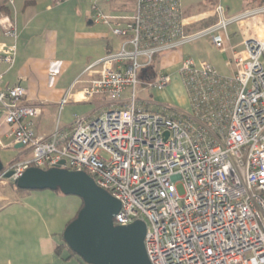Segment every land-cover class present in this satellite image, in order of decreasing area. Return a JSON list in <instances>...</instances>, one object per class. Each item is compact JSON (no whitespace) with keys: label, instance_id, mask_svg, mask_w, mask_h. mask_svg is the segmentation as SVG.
<instances>
[{"label":"built area","instance_id":"built-area-1","mask_svg":"<svg viewBox=\"0 0 264 264\" xmlns=\"http://www.w3.org/2000/svg\"><path fill=\"white\" fill-rule=\"evenodd\" d=\"M89 1L95 20L114 22L112 34L121 39L117 51L85 70L97 77L82 100L99 97L104 108L75 116L69 132L56 127L44 138L23 123L38 117L40 106L21 104L26 91L20 85L0 86L2 121L12 138L6 149L21 145L24 154L3 166L0 181L14 184L31 167L84 171L120 202L114 225L145 222L150 264H264V36L243 40L231 77L183 58L178 76L188 111L149 112L136 99L139 83L157 91L170 83L166 74L142 78L155 56L202 38L223 50L228 27L264 17V6L228 17L218 4L214 25L189 32L181 0H132L130 16L106 15L97 0ZM0 29L12 41L0 45V65L9 70L16 56L14 17L1 15ZM69 98L66 93L60 107Z\"/></svg>","mask_w":264,"mask_h":264},{"label":"crops","instance_id":"crops-1","mask_svg":"<svg viewBox=\"0 0 264 264\" xmlns=\"http://www.w3.org/2000/svg\"><path fill=\"white\" fill-rule=\"evenodd\" d=\"M256 2L257 0H240L237 4L234 0L229 6L223 7L226 15L232 17L257 9ZM91 3L89 0H67L60 5H55L53 0H20L13 11L9 7L7 13H0V16L14 17L17 31L14 64L9 70L5 65H0V73H4L0 86L20 85L26 91L21 104L40 106V115L34 119H26L23 123L29 124L38 135L44 138H48L56 127L61 133L69 132L73 120L70 116L81 115L78 112L69 115V110L76 109L73 105L93 104L96 108L98 107V112L100 108H104L103 100L99 97L82 100L81 92L89 85L91 79L97 77L96 70L91 72H85V70L107 53L117 51L120 48L121 39L112 34L114 22L105 25L95 20L90 10ZM221 3L223 4L224 1L216 0L214 7ZM96 5L101 12L109 16H130L133 10L132 0H97ZM181 7L184 19H186V9H190L191 15L197 10L201 12L205 10L203 6H192L190 0H181ZM205 13L199 18H194L190 23L184 20L186 30L191 32V29L196 27L204 29L214 25L216 22L205 25L214 18V10ZM263 25L264 17L231 24L227 29L229 39L224 49H216L208 39L205 44L211 46L209 59L197 62L210 64L220 75L231 77L235 73L234 52L243 49V40L252 33L264 36ZM11 42V39L5 37L0 29V45L11 44ZM183 47L155 56L152 66L146 70L142 78L146 76L154 79L162 74L172 75L173 70L179 69L183 58L190 57L182 50ZM190 58L197 64L192 57ZM66 93L70 95V98L60 107L59 102ZM185 94L184 92L182 103L187 104V110L183 111H188L189 105ZM123 96L127 97L128 92H125ZM144 107L153 111L151 106L144 105ZM94 111L89 115H92ZM89 115L84 114L81 117ZM2 120L0 107V149L7 152L17 151L14 157L16 159L21 156L22 151L15 149L14 146L6 149L12 143V138L9 136L11 128ZM3 200L5 198L0 195V212L10 206V204L1 205ZM15 203L17 204V201ZM27 223L28 221L21 224L28 228ZM65 226L66 224L64 228ZM63 229L51 234L46 231L44 236L38 235L34 264H76L69 251L63 246L64 242L61 238ZM6 261L12 264L10 259Z\"/></svg>","mask_w":264,"mask_h":264},{"label":"rangeland","instance_id":"rangeland-1","mask_svg":"<svg viewBox=\"0 0 264 264\" xmlns=\"http://www.w3.org/2000/svg\"><path fill=\"white\" fill-rule=\"evenodd\" d=\"M12 1L11 10L13 11L20 0ZM223 1L222 6H229L230 3L234 2V0ZM235 1L237 4L240 3V0ZM215 2L216 0H190L192 6H203L205 10L204 12L197 10L196 13L191 15L190 9H186L187 14L184 20L190 23L203 13L213 11ZM199 29L196 27L191 31ZM207 40L208 38L196 40L184 46L182 50L189 54L197 64H199L197 61H208L211 46L205 44ZM177 73L178 69L173 70L172 75H170V83L162 91L147 87L144 83L137 84V105H140L143 109H145L144 105L151 106L153 111L145 110L154 113L172 110L175 112V116L183 110H187V104L182 103L185 91ZM185 98L187 99L186 94ZM73 106L76 109L69 110V115L78 112V114H81L78 117H81L84 114L89 115L95 109L92 115L98 112V107L96 108L93 104ZM100 110H103V108H100ZM72 118L74 120V115L70 116V119ZM16 155L17 151L15 150L7 152L0 149V160L3 166L7 165ZM23 156L24 154H21V157ZM103 156L106 157L105 154ZM176 189L179 195H183V188L180 183L176 184ZM0 195L5 198L1 205L10 204L9 208L0 212V264H8L6 259H10L12 264H34L38 235L44 236L46 231L51 234L62 230L64 225H67L76 216L81 203L77 197L65 196L59 192L49 190L17 192L15 185L9 181H0ZM26 221H28V228L23 227L24 224H21ZM72 260L79 264L76 257H72Z\"/></svg>","mask_w":264,"mask_h":264},{"label":"water","instance_id":"water-1","mask_svg":"<svg viewBox=\"0 0 264 264\" xmlns=\"http://www.w3.org/2000/svg\"><path fill=\"white\" fill-rule=\"evenodd\" d=\"M2 169L0 160V172ZM11 175L7 172L4 178L9 179ZM14 185L22 191H59L80 199L81 208L63 229L62 240L83 264H150L144 247L145 222L136 220L126 226L114 225L120 202L98 187L84 171L31 167Z\"/></svg>","mask_w":264,"mask_h":264},{"label":"trees","instance_id":"trees-1","mask_svg":"<svg viewBox=\"0 0 264 264\" xmlns=\"http://www.w3.org/2000/svg\"><path fill=\"white\" fill-rule=\"evenodd\" d=\"M255 3V2H254ZM262 6H264V0H257V2H256V8H259V7H262ZM9 11V5L7 4V1L6 0H0V13L2 12V13H7ZM213 19L211 20V21H209L208 23H206L205 25H209V24H214L216 21H217V18H216V16L215 15H213ZM14 185V184H13ZM16 191L17 192H26V191H22V190H19V189H16ZM56 192H59V191H56ZM60 193V192H59ZM81 205H82V203H80V208H81ZM79 208V209H80ZM69 223V222H68ZM61 238H62V234H61ZM63 246H65L66 247V249L69 251V253H70V256H72V257H76L75 255H74V253H72L68 248H67V246L63 243ZM78 259V262H79V264H83L82 263V261L79 259V258H77Z\"/></svg>","mask_w":264,"mask_h":264}]
</instances>
